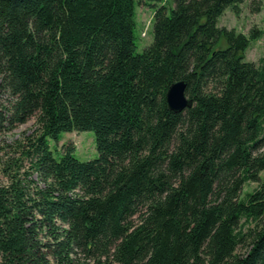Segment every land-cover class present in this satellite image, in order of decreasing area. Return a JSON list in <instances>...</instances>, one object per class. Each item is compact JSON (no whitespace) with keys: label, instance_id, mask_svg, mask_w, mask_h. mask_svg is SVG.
I'll return each mask as SVG.
<instances>
[{"label":"trees","instance_id":"1","mask_svg":"<svg viewBox=\"0 0 264 264\" xmlns=\"http://www.w3.org/2000/svg\"><path fill=\"white\" fill-rule=\"evenodd\" d=\"M150 1L137 53L135 0H0V133L36 119L1 168L0 264H264V58L217 26L243 0ZM82 131L99 157L56 159Z\"/></svg>","mask_w":264,"mask_h":264},{"label":"rangeland","instance_id":"2","mask_svg":"<svg viewBox=\"0 0 264 264\" xmlns=\"http://www.w3.org/2000/svg\"><path fill=\"white\" fill-rule=\"evenodd\" d=\"M168 10L175 7V0H164ZM156 5L150 0H135V44L136 52L143 53L154 41V13ZM217 26L234 30L236 33H242L250 38L251 32L257 35V38L251 39L250 44L244 52V58L248 62L256 64L264 58V0H243L238 12L228 8L222 16L218 18ZM225 40L221 47L226 46ZM1 81V80H0ZM12 98L8 93L0 89V108L9 106ZM36 130V119L33 118L26 124L16 127L12 131L0 133V184L5 182L1 168L8 159L17 161L21 154L18 153L17 145L19 142ZM59 141L51 140L50 147L53 155L58 159L63 154L64 145H73L75 147L74 155L80 161H91L99 157L96 138L93 131L61 133ZM24 171H29L30 161L23 160ZM30 177L37 179L32 173ZM261 180H264V172L261 173ZM259 187V183L250 182L245 185L242 195L253 192Z\"/></svg>","mask_w":264,"mask_h":264},{"label":"water","instance_id":"3","mask_svg":"<svg viewBox=\"0 0 264 264\" xmlns=\"http://www.w3.org/2000/svg\"><path fill=\"white\" fill-rule=\"evenodd\" d=\"M166 102L168 108L175 113H182L194 106V100L187 94V83L184 80L175 82L169 87Z\"/></svg>","mask_w":264,"mask_h":264}]
</instances>
